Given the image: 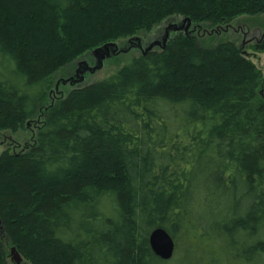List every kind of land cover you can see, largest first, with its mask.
I'll return each instance as SVG.
<instances>
[{"label": "trees", "instance_id": "trees-1", "mask_svg": "<svg viewBox=\"0 0 264 264\" xmlns=\"http://www.w3.org/2000/svg\"><path fill=\"white\" fill-rule=\"evenodd\" d=\"M259 15L264 0H0V130L37 117L85 53L170 19L211 29ZM260 92L234 42L184 34L72 90L33 145L0 155L7 242L30 264H264ZM157 228L169 261L150 249ZM0 264H12L1 242Z\"/></svg>", "mask_w": 264, "mask_h": 264}, {"label": "rangeland", "instance_id": "rangeland-1", "mask_svg": "<svg viewBox=\"0 0 264 264\" xmlns=\"http://www.w3.org/2000/svg\"><path fill=\"white\" fill-rule=\"evenodd\" d=\"M181 20V19H180ZM238 32L229 31L227 33H221L214 37H208L207 35L203 36L202 41L206 46H214L223 41L234 42L238 48L241 50L242 55L251 61L252 64L260 71L261 73V88L264 82V54L262 52L254 50V46L259 44V42L264 38V15L249 17V16H240L232 24ZM204 29L208 31L210 28L203 26ZM214 29V28H213ZM155 34H158L159 31H154ZM152 32L151 34H153ZM142 36L145 40L151 39L152 35ZM128 39L117 41L115 44L119 48H126V41ZM155 50H158L155 49ZM140 51L133 49L126 53H120L117 55H112L109 58H106L102 67L95 71L92 74H87L85 77V82L80 87H70L69 85H59L56 90V84L59 79H66L72 75L77 62L86 60L90 66H93L95 63L94 58L89 54L85 53L73 61L72 64L62 68L56 73V78L54 80L53 88L49 93L48 98L45 103L41 106L39 114L37 117L31 121L23 124V127H19L16 131L0 130V155L8 151L10 153H19L24 148L33 145L36 134L38 130L42 127L44 121V114L47 113V109L55 104L60 99L66 97V95L77 88L100 82L114 73H116L121 67L129 63L133 58L138 57ZM262 91V90H260ZM260 95L264 99L263 93L260 92ZM0 242L2 243L7 258L10 261V252L12 247L7 242V239L2 233L0 227ZM19 264H30L22 260Z\"/></svg>", "mask_w": 264, "mask_h": 264}, {"label": "water", "instance_id": "water-1", "mask_svg": "<svg viewBox=\"0 0 264 264\" xmlns=\"http://www.w3.org/2000/svg\"><path fill=\"white\" fill-rule=\"evenodd\" d=\"M182 23L187 24V27H186V29H187L191 22L189 20L185 19L182 21ZM179 29H181V28H179ZM179 29L177 28L176 31H178ZM167 39L168 38H165L162 41V44H159L158 42H154L153 44L148 45L146 47V49H144L142 51V54H145L149 51H152L154 49V47H158L159 49L163 50L166 46ZM136 42H138V39L132 38V40L128 41L126 48H118L116 44L111 43V44H106L100 48H97V49L91 51L90 55L95 60L94 65L89 66L87 64V62L81 61L78 64L75 82L76 83H82L84 80V76H86L89 73L92 74L95 71H97L98 69H100L102 67L103 61L106 58H109L112 55H117L120 53H126V52L133 50L135 47H133L132 45H134L133 43H136ZM137 47L140 48V44H138ZM70 80H74V79L69 78L68 80L62 81L61 83L65 84L67 82H70ZM58 83H60V82H58ZM148 243H149V246H150L152 253L156 257H158L160 260L169 261L170 259H172L173 255H174V251H175V243H174L173 239L169 236V234L165 230H163L161 228H157V229L153 230L149 234ZM22 260L23 259L18 254V252L15 250V248H12L11 252H10L11 263L12 264H19Z\"/></svg>", "mask_w": 264, "mask_h": 264}, {"label": "flooded vegetation", "instance_id": "flooded-vegetation-1", "mask_svg": "<svg viewBox=\"0 0 264 264\" xmlns=\"http://www.w3.org/2000/svg\"><path fill=\"white\" fill-rule=\"evenodd\" d=\"M183 20L180 19H170L169 21L165 22L163 24V26L161 28H159L156 31H159L158 34H155V32L152 35L151 39L145 40L143 37H135L136 39H138V42L133 43L134 45H132L133 47H135L134 49H137L140 51V53H142V51L144 49H146V47L150 44H153L154 42H158L159 44H162V41L165 38H168L166 41V44H168L170 41H172L173 39H175L178 35L180 34H184L185 36L191 38V39H195V41H197V39L202 38L203 36L207 35L209 37L212 36H217L221 33H227L229 31L232 32H238L239 29L237 30L236 28L233 27V23L229 24L228 26L222 28V27H217V28H211L209 31L207 29H204L203 26H199V25H194L192 23H190L189 27L186 29L187 24H183L182 23ZM207 27V26H206ZM177 28H181L178 31ZM129 40H132L129 39ZM126 41V45L128 43V41ZM140 44V48L137 47V45ZM119 48V46H117ZM158 47H154V49H157ZM159 49V48H158ZM87 62L86 60H82ZM81 62V61H80ZM80 62H77L76 67L72 73L71 76H69L66 79H59L58 82H60L59 84H56V90L58 89L59 85H69L70 87H80L84 82H85V77L84 76V80L82 83H76L75 82V77H76V71L78 68V64ZM87 64L89 65V63L87 62ZM90 66V65H89ZM74 79V80H70V82H67L65 84H62V81L68 80V79ZM57 82V83H58ZM75 82V83H74Z\"/></svg>", "mask_w": 264, "mask_h": 264}, {"label": "bare ground", "instance_id": "bare-ground-1", "mask_svg": "<svg viewBox=\"0 0 264 264\" xmlns=\"http://www.w3.org/2000/svg\"><path fill=\"white\" fill-rule=\"evenodd\" d=\"M59 84V83H58Z\"/></svg>", "mask_w": 264, "mask_h": 264}]
</instances>
